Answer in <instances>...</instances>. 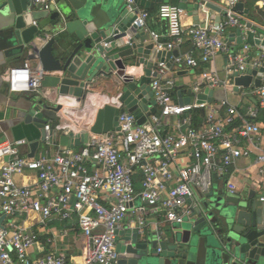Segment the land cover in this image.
Instances as JSON below:
<instances>
[{"label":"built area","instance_id":"2783aa9c","mask_svg":"<svg viewBox=\"0 0 264 264\" xmlns=\"http://www.w3.org/2000/svg\"><path fill=\"white\" fill-rule=\"evenodd\" d=\"M126 2L128 7L134 4ZM240 2L220 0V21L206 14L202 23L188 26L181 8L160 4L156 17L166 25L164 34L149 30L148 12L137 10L132 25L148 35L157 51H176L185 38L191 45L175 58L156 61L150 73L154 113L146 126H138L135 116L125 111L118 117V130L90 133L79 149L60 148L52 156L37 158L22 156L12 143H0V264H115L118 233L127 229L129 216L135 219L137 234L147 227L146 216L157 224L181 226L208 202L216 182H223L227 193H237L235 173L252 190L264 192V131L258 122L264 110V72L258 73L264 69V45L257 46L252 58L246 32H255L256 25L237 9ZM56 3L29 0V7L49 11ZM255 3L264 9V0ZM231 30L244 43L240 52L225 40ZM218 55L226 57L223 71L229 82L257 72L246 94L255 104L239 109L224 99L220 114L203 94L205 87L219 81L213 70L201 72L193 83V102H177L175 83L169 78L173 70H196L211 65ZM44 76L39 62L26 60L9 69L4 79L10 94H39ZM196 110L202 111L199 126L192 116ZM53 127L44 126L47 143ZM252 154L251 166L239 170L237 162L250 160ZM52 220L79 230L85 241L81 261L57 250L56 243L69 236V228L63 225L58 236H49Z\"/></svg>","mask_w":264,"mask_h":264},{"label":"water","instance_id":"95a60500","mask_svg":"<svg viewBox=\"0 0 264 264\" xmlns=\"http://www.w3.org/2000/svg\"><path fill=\"white\" fill-rule=\"evenodd\" d=\"M186 1L178 5L183 11L187 10ZM162 2L134 0L128 7L126 0H57L55 6L44 11L16 7V0H0V16L6 18L9 33L1 52L5 58L26 53L39 62L45 73L41 89L49 91L55 100L61 97L85 101L100 78L114 75L119 81L115 89L121 108H107L100 113L90 131L100 134L118 130V117L125 111L135 116L138 126H146L147 117L154 113L149 111L151 70L157 60L175 58L178 53L157 51L132 23L138 9L147 11ZM200 5L221 13L205 2ZM5 9L9 15L3 13ZM237 9L248 14L241 2ZM247 28H251L250 24ZM260 40L255 32H246V44L251 47L264 45ZM129 64L134 68L142 66L143 76L136 78L135 71L127 69L131 68ZM263 72L260 69L258 73ZM255 75L256 71H248L236 76L233 91L249 88ZM259 83L255 80L254 86ZM199 98L204 100L205 95ZM52 104L45 98L33 97L28 102L26 119H34L40 126L45 119L54 120L60 106ZM58 133L53 127L50 141H45V134L43 141L55 145L58 138L61 148H75L86 144L88 138L87 131L59 137ZM221 190L211 193L203 208L185 222L186 227H170L157 233L128 232L125 243L117 244L115 264H264V192L229 194L225 187Z\"/></svg>","mask_w":264,"mask_h":264},{"label":"crops","instance_id":"0c3cea01","mask_svg":"<svg viewBox=\"0 0 264 264\" xmlns=\"http://www.w3.org/2000/svg\"><path fill=\"white\" fill-rule=\"evenodd\" d=\"M182 0H163L161 4H170L178 6ZM250 4V7H247ZM200 2H205L212 5L213 7L220 9V0H187V10L184 11L183 15V24L188 26L192 22L200 24L205 18V15H210L214 20L219 21L222 19L221 14L216 10L207 9L204 6L200 5ZM241 3L244 4V10H248V14L245 15L243 12L244 18L252 22L249 18V15H252V18H256L259 24H255L253 30L258 29L259 27L264 26V9L260 8L255 0H241ZM196 4L199 5L198 9H194L193 6ZM160 4H156L153 9L147 10L149 19L147 21V27L151 31H157L161 34H164L166 31V25L163 22H160L157 19V11ZM29 6V0H16V7L22 8ZM29 8V7H28ZM221 10V9H220ZM146 11V10H145ZM4 14L9 15V11L5 9ZM11 16V15H10ZM13 16H11L12 18ZM14 18V17H13ZM6 18L0 16V143L9 142L14 144L20 151V154L25 157L37 158L40 155L48 153L50 156L54 155L61 146L59 145V140L57 138V143L47 144L43 141L44 126L49 124L50 126H59L58 137L62 134H78L82 131H87L88 135L92 133L90 128L96 124L98 116L100 113H105L107 108H121L118 103V90L115 89V86H119V81L114 75H111L106 78H100L94 85L92 90L89 91V94L85 101L78 102L77 100L70 98H59L55 100V97L50 96L49 91L40 90V94H10L8 92V86L5 82L4 76L5 73L11 69L20 67L26 60H32L28 58V54L24 53L19 56L12 58H5L1 52L5 48L6 37L9 36L8 30L6 29V23L4 22ZM253 23V22H252ZM257 37H262L264 35H259L255 32ZM146 39L148 35L145 33L144 36ZM226 42L232 44L234 51L240 52L243 50L244 43L240 40L238 33L231 30L225 38ZM163 41H168L167 38H164ZM251 56L252 58L256 57L258 52V47H251ZM191 45L187 38L184 39L182 45L173 52L178 54H183L190 50ZM32 62H36L33 61ZM226 62V57L223 55H218L215 57L211 65H203L196 70H187L184 68H174V72L169 75L175 83V90L177 95V102L188 103L193 102L194 97L191 94V87L193 83L197 80L201 72L213 70L217 73L219 81L214 85H208L203 89V94L205 91L211 92L210 96L208 94L209 100L212 103L216 104L217 110L220 114H224L225 108L221 107L219 104L222 100L226 99L231 105L239 107V109H244L249 105H254L255 100L250 97H246L247 89L238 90L237 93L233 91V82H229L226 76L224 75V66ZM131 68L128 70H134V76L140 78L143 76V68L139 66L134 68V64H129ZM132 74V73H126ZM54 74H49L53 76ZM244 93L245 96L241 94ZM229 96H232L233 99H229ZM33 97H41L52 102V106H60L59 111L56 113L54 120L45 119V123L40 126L34 119L27 120V108L28 102ZM151 99L149 100V109L151 107ZM151 110V109H150ZM193 116V113H192ZM194 119V118H193ZM102 122V120H101ZM195 122V121H194ZM201 122V121H200ZM262 125V130L264 131V110H262L259 121ZM196 126H199L200 123H195ZM84 145L81 144L80 147ZM80 147H75L74 149H79ZM256 152L257 150H253ZM254 154H252L251 159H240L236 166L239 170L251 166L252 159ZM89 168L90 165H88ZM233 178L237 186V193H247L253 191L257 194L262 193V191H255L249 188L243 181V177L239 173H235ZM18 182L21 183L22 180L18 179ZM217 189L220 191L225 187L223 182H216ZM144 209V208H141ZM35 217V216H32ZM36 218V217H35ZM134 218L129 216L128 220L125 222V230L119 232V241L117 244L125 243L127 239L128 232H133ZM147 227L144 230L149 232L157 233L159 231H164L167 228H170L168 224H157L152 218L146 216ZM66 225L69 228L67 222H60L58 220H52L49 224V233L51 236H58L60 228ZM57 250L61 253L72 256L76 258L77 261H81L84 256V246L85 241L81 237V234L77 228H69V236L61 242H57Z\"/></svg>","mask_w":264,"mask_h":264},{"label":"rangeland","instance_id":"374dc122","mask_svg":"<svg viewBox=\"0 0 264 264\" xmlns=\"http://www.w3.org/2000/svg\"><path fill=\"white\" fill-rule=\"evenodd\" d=\"M247 7H250V4H248V1H247ZM249 18L252 20V22L254 23V24H259L258 23V20L256 19V18H252V15H249ZM254 29V28H253ZM255 32H257L259 35H264V30H262L261 29V27H259L258 29H255ZM229 99H233V97L232 96H229ZM222 191V190H221ZM213 192L215 193V192H219V190L217 189V184L214 186V188H213ZM175 227L177 226V225H174ZM183 227H186V225H185V223L183 224ZM145 232H149L148 230H145Z\"/></svg>","mask_w":264,"mask_h":264},{"label":"trees","instance_id":"16d2710c","mask_svg":"<svg viewBox=\"0 0 264 264\" xmlns=\"http://www.w3.org/2000/svg\"><path fill=\"white\" fill-rule=\"evenodd\" d=\"M193 118H194V123H200V121H201V119H202V111H200V110H196V111H194L193 112ZM196 125V124H195ZM135 189L137 190V191H139V184L138 183H135Z\"/></svg>","mask_w":264,"mask_h":264}]
</instances>
